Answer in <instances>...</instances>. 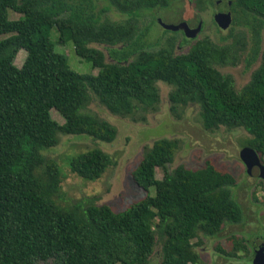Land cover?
I'll return each mask as SVG.
<instances>
[{
  "label": "trees",
  "instance_id": "16d2710c",
  "mask_svg": "<svg viewBox=\"0 0 264 264\" xmlns=\"http://www.w3.org/2000/svg\"><path fill=\"white\" fill-rule=\"evenodd\" d=\"M94 1L0 0V264H150L157 246L159 264H200L196 248L202 237H215L224 225L244 220L233 196L232 173L210 159L201 168L180 165L170 172L180 144L161 138L146 148L132 172L137 186L147 192L154 188V195L123 212L91 201L63 207L54 199L60 195L62 170L43 151L56 147L61 134L112 143L116 127L82 112L88 94L110 113L130 117L138 107L156 108L157 83L162 82L173 88V115L195 105L206 131L244 129L251 136L248 147L264 164V0H189L197 13L220 1L232 23L227 30L216 26L228 32L220 44L205 37L181 54L175 53V35L153 49L146 39L150 25L139 30L143 13L166 10L178 0H107L102 10ZM109 8L125 15V21H102ZM9 10L21 17L10 20ZM53 28L57 42L72 43L77 56L99 70L97 75L71 69L51 40ZM94 44L110 47L111 62ZM249 45L248 67L260 63L236 91L231 77L216 66L236 64L239 51ZM21 50L27 57L17 67ZM52 110L63 124L53 119ZM67 163L80 178L96 181L114 161L96 148ZM158 168L165 171L161 180ZM228 244L230 250L218 245L216 251L229 258L241 253L252 264L248 238L232 237Z\"/></svg>",
  "mask_w": 264,
  "mask_h": 264
},
{
  "label": "rangeland",
  "instance_id": "374dc122",
  "mask_svg": "<svg viewBox=\"0 0 264 264\" xmlns=\"http://www.w3.org/2000/svg\"><path fill=\"white\" fill-rule=\"evenodd\" d=\"M97 10L109 6L107 0H95ZM216 4V3H215ZM226 10L222 5L212 9L207 8L200 13L194 9L189 0L172 2L166 10L145 12L139 23V30L144 31L149 25L147 43L153 49L159 48L175 35V53L188 52L189 48L200 39L210 38L216 43L220 37L227 36V31H218L214 22V11ZM225 12V11H224ZM20 14L9 10V19L18 20ZM126 16L114 8H109L101 15V20L121 23ZM166 24H179L186 22L191 28H195L203 21V31L197 38L184 41L185 35L182 30L165 34L158 20ZM215 23V24H214ZM169 32V31H168ZM172 34V35H171ZM9 35L2 36L6 38ZM185 38H184V37ZM189 39V38H187ZM51 40L56 43V51L65 54L68 64L79 74L97 75L99 70L85 60L79 58L72 43L59 44V34L56 28L51 31ZM229 40L228 43H232ZM181 43V44H180ZM180 44V45H179ZM101 50L106 56V62H111L108 56L110 47L104 45H92ZM238 56L234 65L216 66L225 76L231 77L234 88L240 91L250 80L253 72L257 69L260 59L248 67V53ZM27 53L21 50L16 57V66L21 67L26 60ZM160 102L154 110H145L138 107L133 116L122 117L110 113L98 98L89 93V101L82 112L95 115L106 120L117 129L116 139L112 143L96 141L88 136H59V144L49 150L43 151L48 159L57 161L62 170V182L60 195L55 196V201L60 206H71L76 203L93 202L96 205H109L118 212L129 209L132 204L139 202L146 195H154V188L149 192L139 188L132 178V172L139 164L146 148L151 147L155 140L161 138L177 139L180 148L172 164L168 165V171L184 165L187 168H201L207 160H212L218 168H223L236 178L237 186L233 188V196L244 211V220L239 224L224 225L220 234L215 237H202V245L196 248L201 257L200 264H247L245 256L241 253L238 258H229L216 251L218 245L230 250L228 244L232 237L252 239L256 233L264 228V169L260 171L259 179L248 176L245 166L240 159V152L248 147L251 136L244 129L228 130L221 127L215 131L203 129L199 115V107L189 105L179 111L177 116L170 111L171 103L169 94L172 87L166 83H157ZM52 117L58 123L64 120L55 110L51 111ZM101 149L109 154L114 161L103 176L96 181H86L72 173L67 159L80 153L93 149ZM165 171L162 168L156 170L157 179H163ZM160 246L155 249L150 264H159ZM37 264H56L54 260L38 262Z\"/></svg>",
  "mask_w": 264,
  "mask_h": 264
},
{
  "label": "water",
  "instance_id": "95a60500",
  "mask_svg": "<svg viewBox=\"0 0 264 264\" xmlns=\"http://www.w3.org/2000/svg\"><path fill=\"white\" fill-rule=\"evenodd\" d=\"M219 4L220 2L217 1L216 5ZM214 22L221 30H227L232 23L231 12L217 11L214 15ZM158 23L163 29L168 31L177 32L182 30L185 36L190 39H194L200 35L203 28V21L201 19L199 25L195 28H191L186 22H181L179 24H166L159 19ZM240 159L245 166L248 176L261 178L259 173L262 169H264V164L262 163L258 153L250 147H247L240 152ZM251 244L254 250L252 264H264V228L256 233Z\"/></svg>",
  "mask_w": 264,
  "mask_h": 264
},
{
  "label": "flooded vegetation",
  "instance_id": "af4514ba",
  "mask_svg": "<svg viewBox=\"0 0 264 264\" xmlns=\"http://www.w3.org/2000/svg\"><path fill=\"white\" fill-rule=\"evenodd\" d=\"M217 2V1H216ZM220 2V1H219ZM219 5H221V2H220V4ZM216 7H218V5L216 6ZM220 11V10H219ZM228 12V10L226 9V10H222V11H220V12ZM217 11H214V15H215V13H216ZM214 15H213V18H214ZM197 27V26H196ZM184 33V32H183ZM185 35V34H184Z\"/></svg>",
  "mask_w": 264,
  "mask_h": 264
}]
</instances>
